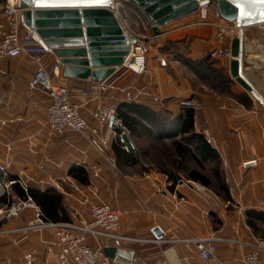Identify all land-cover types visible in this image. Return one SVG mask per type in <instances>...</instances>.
I'll return each mask as SVG.
<instances>
[{
    "label": "crops",
    "instance_id": "1",
    "mask_svg": "<svg viewBox=\"0 0 264 264\" xmlns=\"http://www.w3.org/2000/svg\"><path fill=\"white\" fill-rule=\"evenodd\" d=\"M3 3L0 0V10ZM127 8L140 16L151 34L144 16L129 3ZM195 20L193 14L162 28L153 47L163 62L148 57L142 75L118 68L105 80L111 88L97 103L79 96L94 82L64 78L50 51L45 67L56 83L72 92V101L82 105L80 114L92 127L96 126L94 112L98 104L117 109L126 96L138 97L131 104L151 111H182L181 102L189 100L194 106L190 109L196 111L195 132L203 135L219 156L221 178L230 201L190 180L172 185L165 175L133 173L134 166L117 159L112 145L109 151L114 165L78 134L52 133L46 125L49 99L42 91L30 90L35 66L25 56L0 60V164L8 171L1 184L24 175L30 189H54L62 196L69 222L89 220V205L107 202L122 213L121 234L141 241L119 244L134 252L131 264H237L256 245L264 246V240L246 222V212L264 213V63L260 59L264 28L255 26L244 31L242 52V75L262 100L260 103L230 76L229 62L209 58L232 81L230 90L222 91L199 80L173 55L161 53L165 45L172 44L186 59L208 58L216 46L215 29L211 24H194ZM209 21H217L212 10ZM234 96H246L248 106ZM105 134L106 129L100 132L101 137ZM72 170L75 176L80 174L77 170L81 171L85 182L71 176ZM6 193L17 197L10 188ZM212 195L219 197L218 205H213ZM4 207L0 204V211ZM34 218V210L27 209L15 219L0 220V264H28L25 255H31L30 264H57L58 248L52 231L21 233L20 229L33 224ZM155 227L163 232L162 239L152 234ZM191 238L214 240V260L203 261L189 242ZM14 241L19 243L14 245ZM89 245L101 250L115 244L90 239ZM260 259L264 264V250Z\"/></svg>",
    "mask_w": 264,
    "mask_h": 264
},
{
    "label": "built area",
    "instance_id": "2",
    "mask_svg": "<svg viewBox=\"0 0 264 264\" xmlns=\"http://www.w3.org/2000/svg\"><path fill=\"white\" fill-rule=\"evenodd\" d=\"M21 0H4L0 10V60L14 59L25 56L35 66V74L28 86L30 90H39L45 93L49 99L47 107L46 125L52 133L62 136L67 131L78 134L86 139L88 144L104 154L106 161L114 165L109 148L116 143L120 148L133 154L135 148L129 139V131L116 114L115 107H105L98 104L94 112L96 126L92 127L80 114L82 105L75 104L72 99L74 95L65 86L57 84L45 67V59L49 52L41 42L35 31L26 27L20 13ZM125 0L112 1L110 10L118 20L122 30V42L128 48V54L123 57L121 69L129 71L134 75H142L146 71V57L154 46L157 36L152 34H140L130 29V23L139 22L144 26L140 16L130 13ZM212 3L203 1L198 3L196 20L194 24H211L215 29V48L209 53L212 60L230 62L232 60L230 44L233 39L240 35V27L236 22L223 21L216 10L211 9ZM217 19L210 22V12ZM257 27H263L259 25ZM245 31V30H244ZM264 63V53L260 57ZM156 60L163 62L160 55ZM109 82H94L79 96L86 102L97 103L110 90ZM138 100L136 96H126L125 103H134ZM184 108L194 107L189 100L181 102ZM106 129L105 136L101 137L100 132ZM209 142V141H208ZM0 174L3 178L8 176L7 167L0 164ZM179 183V182H178ZM18 184L26 193L28 181L24 175H19L14 181L5 183L2 195L7 194L6 190L11 185ZM229 205V203H227ZM33 209L35 212L34 223L20 229L22 234H29L34 231L50 230L55 238V246L58 248L57 264H113L103 257L101 250H94L89 245V240H106L114 244L140 243L132 237L121 234L122 213L112 208L108 203L89 205V220L78 222L49 223L43 220L42 214L32 199L26 195L25 198H11L0 211V220H12L19 217L25 210ZM189 242L195 247L199 257L206 262L214 260L216 245L214 240L191 238ZM19 242L14 241L17 245ZM264 250L262 243L254 249L241 256L237 264H261L260 253ZM24 260L30 264L31 255H25ZM213 264H225L214 262Z\"/></svg>",
    "mask_w": 264,
    "mask_h": 264
},
{
    "label": "water",
    "instance_id": "3",
    "mask_svg": "<svg viewBox=\"0 0 264 264\" xmlns=\"http://www.w3.org/2000/svg\"><path fill=\"white\" fill-rule=\"evenodd\" d=\"M114 0H21L20 13L26 27L35 31L57 60V68L67 79L103 82L118 68L128 48L122 42L121 26L108 10ZM146 19L151 34L197 12L198 3L215 5L225 22H236L240 35L230 44L229 74L257 101L262 100L242 75L244 30L264 25V0H125ZM156 239L164 234L152 229ZM113 264H131L134 252L118 244L101 249Z\"/></svg>",
    "mask_w": 264,
    "mask_h": 264
},
{
    "label": "trees",
    "instance_id": "4",
    "mask_svg": "<svg viewBox=\"0 0 264 264\" xmlns=\"http://www.w3.org/2000/svg\"><path fill=\"white\" fill-rule=\"evenodd\" d=\"M162 54H171L174 58L181 61L189 69H191L195 75L204 83H207L215 90L229 91L232 81L226 75L224 71L216 65L215 62L208 58L200 60H189L178 54V50L175 45H165L161 49ZM230 93V92H229ZM231 94V93H230ZM238 101L248 106L250 102L246 96H234ZM117 116L121 119L122 123L126 126L131 137H141L146 135L149 137H155L156 140H162L166 138L180 137L182 144H176L180 165V170L176 173H182L183 176L192 182L198 183L204 187L212 188L217 192L225 201H230V196L227 193V188L221 178L220 173V159L214 149H212L206 142L203 135L198 134L194 130V114L195 112L190 108H184L173 119L168 121L162 114L151 111L147 107L140 105L123 103L116 109ZM112 151L117 159L122 158L130 166L137 164L133 154L124 152L120 146L116 143L112 144ZM189 160L195 166L189 168L184 165L185 159ZM213 166L211 169V176L207 175L206 166ZM75 171V170H74ZM70 175L77 178L80 183H84L85 179L81 177V171L78 176ZM167 177L175 185L177 183L174 176ZM15 179H10L14 181ZM3 181V177L0 174V183ZM10 190L17 197L23 199L28 195L33 203L39 208L43 220L49 223H67L69 219L65 215L64 208L62 206V196L54 189H47L44 192L36 191L28 188L25 193L24 190L18 185L13 184L10 186ZM11 199V196L4 194L0 196V204L4 206ZM247 225L257 232L260 226H263L264 231V213L257 211L246 212Z\"/></svg>",
    "mask_w": 264,
    "mask_h": 264
},
{
    "label": "rangeland",
    "instance_id": "5",
    "mask_svg": "<svg viewBox=\"0 0 264 264\" xmlns=\"http://www.w3.org/2000/svg\"><path fill=\"white\" fill-rule=\"evenodd\" d=\"M215 5L212 4L211 9H214ZM130 29L133 32L136 33H142L146 34V27L141 25L139 22L133 21L130 23ZM160 51V50H159ZM157 51L154 47H152L151 51L147 55L146 59L148 57H152L153 59H156L157 57ZM58 84V83H57ZM60 85V84H59ZM107 95V94H106ZM105 95V96H106ZM104 96V97H105ZM174 101H171L173 103ZM105 107H109L106 104H100ZM156 113L162 114V116L167 119L168 121L173 120L180 111H154ZM196 112V111H194ZM129 139L131 140L135 151L133 153L135 160L137 161V164L132 167L133 173L142 171L146 173H153V174H159V175H169L174 176L177 182L184 183L187 181V179L183 176L182 173H176L180 170V165L177 164L179 161L178 153L176 144L181 142L180 137H173V138H166L162 140H156L155 137H149L146 135H141V137H134L129 135ZM184 165L188 166L189 168H194L195 166L193 163L189 160V158L185 159L183 162ZM213 166L208 165L206 166V174L211 176V169ZM2 190H4V186L0 183V196H2ZM213 201V205H218L219 197H215L212 195L211 197ZM104 202V201H102ZM107 203V202H104ZM228 209H232L230 206ZM243 212L238 216H242ZM236 216V217H238ZM214 223L217 225L219 222L216 219L215 215H212ZM263 226H260L256 234L258 237H260L262 240H264V231L262 230Z\"/></svg>",
    "mask_w": 264,
    "mask_h": 264
}]
</instances>
